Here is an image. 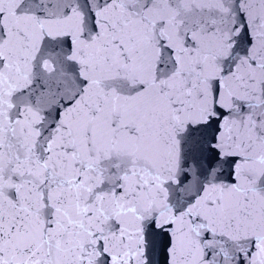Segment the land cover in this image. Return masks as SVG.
I'll list each match as a JSON object with an SVG mask.
<instances>
[{"label":"snow or ice","instance_id":"6c2138e0","mask_svg":"<svg viewBox=\"0 0 264 264\" xmlns=\"http://www.w3.org/2000/svg\"><path fill=\"white\" fill-rule=\"evenodd\" d=\"M0 264H264V0H0Z\"/></svg>","mask_w":264,"mask_h":264}]
</instances>
